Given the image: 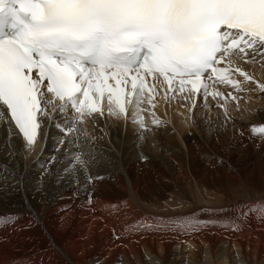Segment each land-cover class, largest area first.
<instances>
[{
  "label": "bare ground",
  "instance_id": "6f19581e",
  "mask_svg": "<svg viewBox=\"0 0 264 264\" xmlns=\"http://www.w3.org/2000/svg\"><path fill=\"white\" fill-rule=\"evenodd\" d=\"M236 64L252 76L233 73L240 89L212 82L207 97L172 99L161 90L154 107L146 99L140 105L143 127L134 122V105L127 117L109 115L106 97L103 116L83 117L74 134L80 146L73 138L71 147L91 153L83 157L90 205L85 171H64V132L44 120L34 146L15 129L5 146L7 111L0 109V215L17 217L0 225V264H264V219L248 203L264 201V133L253 131L264 124V62ZM75 115L54 112L52 119L64 126ZM13 175L18 187L10 186ZM187 215L233 218L239 230L213 225L182 234L168 220L164 230L126 229L139 218L156 224Z\"/></svg>",
  "mask_w": 264,
  "mask_h": 264
},
{
  "label": "snow or ice",
  "instance_id": "6c2138e0",
  "mask_svg": "<svg viewBox=\"0 0 264 264\" xmlns=\"http://www.w3.org/2000/svg\"><path fill=\"white\" fill-rule=\"evenodd\" d=\"M257 58L264 62V0H0V109L7 110L2 124L9 136L5 146L13 129L27 146H34L44 120L54 123L64 132L58 144L70 145L64 171L70 173L77 165L85 171L90 205V161L83 157L91 153L74 152L71 146L73 138L74 147L80 146L74 134L83 117L104 115L105 97L107 113L114 117H127V105H134V122L143 127L137 117L145 99L154 107L161 90L166 99L173 93L207 97L210 81L240 89L233 73L246 80L252 76L236 61ZM212 95L224 98L220 92ZM54 112L66 118L77 115L61 126L52 119ZM153 123L161 121L154 118ZM253 131L264 133V124L254 125ZM20 180L11 176L10 186L18 187ZM248 203L264 219V201ZM16 219L15 214L0 215V225ZM164 220L182 234L213 225L239 230L233 218L202 220L194 215L158 217L156 224L139 218L126 229L164 230Z\"/></svg>",
  "mask_w": 264,
  "mask_h": 264
},
{
  "label": "rangeland",
  "instance_id": "374dc122",
  "mask_svg": "<svg viewBox=\"0 0 264 264\" xmlns=\"http://www.w3.org/2000/svg\"><path fill=\"white\" fill-rule=\"evenodd\" d=\"M210 91H212V90H210ZM145 128H146V126L143 129L145 130ZM86 139H87V137H86ZM39 150H40V148H39ZM39 150H38V152L40 153L42 151V149H41V151H39Z\"/></svg>",
  "mask_w": 264,
  "mask_h": 264
}]
</instances>
